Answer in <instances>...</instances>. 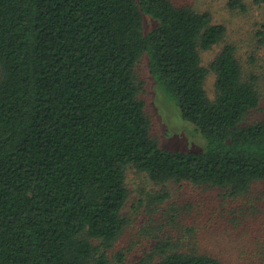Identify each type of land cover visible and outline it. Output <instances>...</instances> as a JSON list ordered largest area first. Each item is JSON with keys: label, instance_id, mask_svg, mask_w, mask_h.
Wrapping results in <instances>:
<instances>
[{"label": "trees", "instance_id": "trees-1", "mask_svg": "<svg viewBox=\"0 0 264 264\" xmlns=\"http://www.w3.org/2000/svg\"><path fill=\"white\" fill-rule=\"evenodd\" d=\"M225 33L173 0H0V264H125L124 251H110L127 225L128 167L230 200L261 197L251 188L264 184V117L246 119L260 105L259 77L233 44L201 62ZM144 56L203 151L153 137L136 72ZM239 211L231 220L241 224ZM168 229L148 264H227L197 249L191 231L182 240ZM253 237L249 254L264 264V238Z\"/></svg>", "mask_w": 264, "mask_h": 264}, {"label": "rangeland", "instance_id": "rangeland-1", "mask_svg": "<svg viewBox=\"0 0 264 264\" xmlns=\"http://www.w3.org/2000/svg\"><path fill=\"white\" fill-rule=\"evenodd\" d=\"M173 1L188 4L199 12H208L214 23L225 26L224 39L212 49L201 51V62L208 66L225 44H233L244 71L259 77L260 105L251 110L246 119L252 121L264 117V34L260 33L264 24V3L255 0ZM232 2H237V5L232 6ZM150 28L149 24H145V30ZM146 64L144 56L136 66V72L142 81L140 96L153 121V137L167 150L203 151L206 140L191 122L182 118L176 102L158 87ZM214 82L215 75L210 71L204 81L210 99L215 96ZM126 185L129 195L122 213L127 225L110 251V254L124 251L125 264H148L157 241L166 238L163 234L165 227L175 239L181 237L185 240L191 231L194 234L193 243L196 240L198 244L197 249L210 252L227 264L247 261L261 264L249 253L255 245L254 232L260 231V236L264 238V227H259L264 225V184L251 188V193L260 198L246 196L241 202L186 181L156 183L146 173L128 167ZM164 194L166 197L156 199L157 195ZM236 206L240 211L235 214L243 217L241 224L231 220ZM156 234L160 235L159 238L155 237Z\"/></svg>", "mask_w": 264, "mask_h": 264}]
</instances>
